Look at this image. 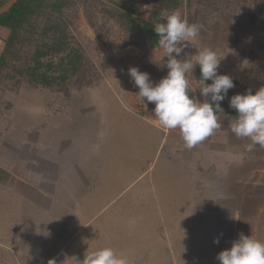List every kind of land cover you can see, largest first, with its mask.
<instances>
[{"label":"rangeland","instance_id":"1","mask_svg":"<svg viewBox=\"0 0 264 264\" xmlns=\"http://www.w3.org/2000/svg\"><path fill=\"white\" fill-rule=\"evenodd\" d=\"M100 1L71 0L61 12L55 34L64 31L65 40L83 55L68 78L67 92H50L25 76L37 48L34 41L25 40L12 55L6 53L0 68V176L7 185L0 186L6 229L0 237V264H48L53 259L75 264L74 256L82 261L87 252L103 247L114 249L128 264L197 262L184 239L188 220L175 219L166 210L171 205L145 197L144 175L135 186L118 190L116 180L100 177L97 165L89 163L92 156L87 163L81 160L86 154L78 150L73 131L83 123L89 132L95 98L107 90L121 93L122 86L128 94L130 67L149 73L153 82L168 72L163 50H146ZM191 2L189 10L179 12L190 24L203 25L185 49L193 63L198 50L210 48L221 58L220 74H232L243 87H264V0ZM3 32L0 40L6 37Z\"/></svg>","mask_w":264,"mask_h":264},{"label":"crops","instance_id":"2","mask_svg":"<svg viewBox=\"0 0 264 264\" xmlns=\"http://www.w3.org/2000/svg\"><path fill=\"white\" fill-rule=\"evenodd\" d=\"M0 30L7 36V30ZM227 74L237 82L231 89L234 95L245 94L249 88L257 91L241 86L237 77ZM189 81L194 99L203 102L199 88L204 82ZM131 83L128 94L122 86L121 93L114 95L107 90L108 96L101 93L95 98L88 133L83 123L74 129L78 150L86 154L82 162L87 163V156H92L89 163L97 165L100 177L116 180L118 190L135 186L144 175L145 197L171 205L166 210L171 209L170 216L175 219L188 220L183 227L184 239L190 253H195V264H220L217 254L229 249L240 233L264 241V147L255 145L246 150L251 141L231 133L235 119L223 109L218 114L222 128L187 149L179 130L161 126L153 113L155 105L146 101L145 105L137 94L139 89ZM83 166L78 165L77 170ZM2 177L0 186L7 187ZM133 195V201L138 200L137 193ZM3 220L0 215L1 238L6 235ZM217 237L219 244L213 243Z\"/></svg>","mask_w":264,"mask_h":264},{"label":"clouds","instance_id":"3","mask_svg":"<svg viewBox=\"0 0 264 264\" xmlns=\"http://www.w3.org/2000/svg\"><path fill=\"white\" fill-rule=\"evenodd\" d=\"M161 20L163 22L154 24V31L158 45L167 57L163 66L168 69L167 75L153 82L150 74L141 72L138 67H130L128 75L138 87L137 94L142 102L155 105L153 113L160 125L170 130L178 129L184 146L192 149L222 128L218 115L223 112L220 102L235 84L231 76L218 74L221 58L214 50L207 47L198 50L194 55L195 63L193 56L185 52L199 37L203 25L190 24L179 11L163 13ZM197 65L204 82L199 88L203 102L189 94L188 75L195 71ZM208 80L212 83L206 84ZM229 107L237 113L230 126L231 133L251 141L246 145L248 151L255 145L264 147V87L255 94L249 88L245 94L233 95ZM45 232V236L50 235ZM213 243L219 244V238H215ZM73 258L75 264H128L127 258L117 255L111 247L87 252L82 261L75 256ZM216 259L220 264H264V241L240 233L232 246L219 252ZM48 264H56V260H50Z\"/></svg>","mask_w":264,"mask_h":264},{"label":"trees","instance_id":"4","mask_svg":"<svg viewBox=\"0 0 264 264\" xmlns=\"http://www.w3.org/2000/svg\"><path fill=\"white\" fill-rule=\"evenodd\" d=\"M8 1L0 0V7ZM100 2L111 7L108 13L125 24L128 30L135 32L150 52L160 48L154 24L163 22L162 14H172L184 8L189 10L192 5L191 0ZM69 3L71 0H18L8 12L0 15V27L7 30V36L1 40L3 48L0 68L5 63L6 53L12 55L14 48H18L25 40L34 41L37 48L29 58L25 76L32 84L41 85L50 92H67L68 78L77 71L83 60L81 50L70 46L65 40L64 31L60 30L59 34H55L61 23V12ZM200 77L201 72L197 65L188 78L201 82L203 80ZM210 83L211 80L206 81V84ZM234 84L237 85V82L234 81ZM189 94L194 99L191 88ZM233 95L230 89L227 97L220 103L221 108L236 119V111L229 107Z\"/></svg>","mask_w":264,"mask_h":264},{"label":"water","instance_id":"5","mask_svg":"<svg viewBox=\"0 0 264 264\" xmlns=\"http://www.w3.org/2000/svg\"><path fill=\"white\" fill-rule=\"evenodd\" d=\"M18 0H9L5 5L0 7V15L8 12L10 8L17 2Z\"/></svg>","mask_w":264,"mask_h":264}]
</instances>
